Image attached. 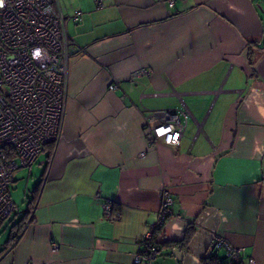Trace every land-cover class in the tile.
<instances>
[{"label":"crops","instance_id":"0c3cea01","mask_svg":"<svg viewBox=\"0 0 264 264\" xmlns=\"http://www.w3.org/2000/svg\"><path fill=\"white\" fill-rule=\"evenodd\" d=\"M58 6L75 43L61 135L33 165L27 224L0 264H133L163 190L173 215L150 264H203L218 234L264 264V0ZM182 106L180 144L150 145L145 115Z\"/></svg>","mask_w":264,"mask_h":264},{"label":"built area","instance_id":"2783aa9c","mask_svg":"<svg viewBox=\"0 0 264 264\" xmlns=\"http://www.w3.org/2000/svg\"><path fill=\"white\" fill-rule=\"evenodd\" d=\"M92 1L97 9L106 2ZM177 1L181 0H163L168 8ZM70 19L79 22L80 13L76 11ZM66 20L58 0H0V222L16 212L10 192L14 173L31 167L45 145L55 146L60 139L70 48L75 45L67 35ZM115 87L110 84L108 90ZM192 118L185 106L151 110L143 121L146 141L150 145L162 141L177 146ZM160 198L156 220L141 239L133 264H150L160 254L153 237L164 232L166 221L173 215L168 192L163 190ZM57 248L52 244L53 251ZM209 248L212 253L223 250L227 264H244L243 249L234 247L222 235H215Z\"/></svg>","mask_w":264,"mask_h":264},{"label":"rangeland","instance_id":"374dc122","mask_svg":"<svg viewBox=\"0 0 264 264\" xmlns=\"http://www.w3.org/2000/svg\"><path fill=\"white\" fill-rule=\"evenodd\" d=\"M46 155V150H43L38 161L45 159ZM35 167L36 165L33 166L31 170V167L20 168L13 175L14 182L11 185L10 192L11 199L17 211L13 213L8 219H6L0 228V234L2 236L0 242H3V240L5 241L7 238L10 226L19 218V212L22 213L23 210H25L28 206V202L32 197V190L38 182V180H36L38 177L36 178L37 175L33 172Z\"/></svg>","mask_w":264,"mask_h":264},{"label":"trees","instance_id":"16d2710c","mask_svg":"<svg viewBox=\"0 0 264 264\" xmlns=\"http://www.w3.org/2000/svg\"><path fill=\"white\" fill-rule=\"evenodd\" d=\"M53 147H54L53 144H47V145H45L43 147V150H45V149L51 150ZM43 150H42V152H43ZM27 212L24 215H22L20 218H18V220H16V222H14L11 225V227H10V235H9V240H8L9 242L16 241V239L18 238L19 234L25 228V226L27 224L26 221H27L28 214H29ZM3 223H4V221L0 222V228L2 227ZM190 237H191V231H188L186 233V236H185L184 240L181 242V244H184V245L187 244L189 242ZM202 263L203 264H222V261L218 258V256L215 253H211L209 256L204 257L202 259Z\"/></svg>","mask_w":264,"mask_h":264},{"label":"water","instance_id":"95a60500","mask_svg":"<svg viewBox=\"0 0 264 264\" xmlns=\"http://www.w3.org/2000/svg\"><path fill=\"white\" fill-rule=\"evenodd\" d=\"M172 254H173V256H174L176 259H178V260H181V259H182V254H181L180 252H178L177 249H173V250H172Z\"/></svg>","mask_w":264,"mask_h":264},{"label":"clouds","instance_id":"9594fccd","mask_svg":"<svg viewBox=\"0 0 264 264\" xmlns=\"http://www.w3.org/2000/svg\"><path fill=\"white\" fill-rule=\"evenodd\" d=\"M36 55L38 56L39 55V52H37Z\"/></svg>","mask_w":264,"mask_h":264}]
</instances>
